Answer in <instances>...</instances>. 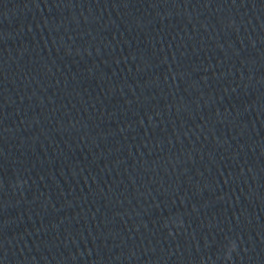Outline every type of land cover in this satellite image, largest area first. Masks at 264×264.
Listing matches in <instances>:
<instances>
[{
    "label": "clouds",
    "instance_id": "clouds-1",
    "mask_svg": "<svg viewBox=\"0 0 264 264\" xmlns=\"http://www.w3.org/2000/svg\"><path fill=\"white\" fill-rule=\"evenodd\" d=\"M237 248L236 242L235 241H231L229 246H228V250L225 254V259L230 260L232 258L231 254L232 252H234Z\"/></svg>",
    "mask_w": 264,
    "mask_h": 264
}]
</instances>
